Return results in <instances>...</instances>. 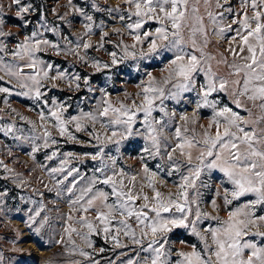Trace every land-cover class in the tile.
<instances>
[{
  "label": "rangeland",
  "instance_id": "374dc122",
  "mask_svg": "<svg viewBox=\"0 0 264 264\" xmlns=\"http://www.w3.org/2000/svg\"><path fill=\"white\" fill-rule=\"evenodd\" d=\"M22 4L31 5V10L24 20L16 17L18 8L13 0H0V14H2L0 18L4 20L0 28L12 34L8 37H0V45L6 49V51H0V57L3 58L4 64L13 65L25 75L32 74L35 70L26 68L24 63L14 58L11 53L18 43L23 42L35 31L36 39L49 41L48 45H41V50L35 54L38 60L44 62L38 67L47 64H52L53 67L48 70L49 78L41 79L40 91L43 95L40 99L35 98L34 92L28 96L20 95L21 92L28 91L27 88L20 87L24 81L9 76L4 68L0 67V87H7L11 90L10 93H0V264H127L129 260H132L134 264H150L154 253L151 250H143L147 249L151 240L150 234L142 240L141 244H135L121 231L119 234L121 246H117L111 239V235L115 234V227L118 226L115 221L110 226L113 231L106 235L103 232V226L95 220L96 209L100 211H106V209L97 202L96 209H89L87 212L77 211L80 205L72 204L71 201L80 195V189L87 187L94 176L102 181L114 171L122 170L125 173V185L131 187L129 180L134 176L136 178L134 195L142 192L149 196V203H151L154 193L148 186L149 180L142 171L145 165L149 169L148 175L155 173L152 179L158 191L165 197L169 192L175 193L181 173L187 174L185 158L177 151L173 153V157L180 164L181 170L180 172L173 171L172 175H168V172L172 170V162L168 160V153L172 152L178 142L175 137L176 128L180 127L183 132L184 127H187L189 129L187 136L200 139V134L208 129L212 121L213 110L211 108L197 109V102L200 100L198 95L200 85L206 82L204 73L201 72L196 76L195 87L191 92L183 93L177 99L163 101L162 107L167 115L159 111L160 101L155 102L158 107L153 111L152 117L161 121V124L157 125L161 132L159 156L153 158L143 151L150 142L144 138L146 129L143 125V113H138L137 123L133 128L141 135H134L121 142L118 146L119 152L116 151V145L108 144L104 155L108 169L97 172L100 160L91 159V156L95 155L98 150L96 140L89 135L93 124L86 121L87 128L81 132H76L74 123L69 124V131L76 137L73 140L67 135L60 136L58 129L53 127L54 119L41 120L40 113L43 112L45 116H48L49 109L63 105L66 108L63 118L67 121L72 116L98 112L104 99H109L117 107L121 102L131 105L135 101L139 104L143 96L137 93L141 92L142 87L149 80L148 74L150 73L157 81L166 77L167 69L173 58L172 53H161L159 56L146 60L134 61L129 57L123 63L111 65V52H116L119 58L124 54L123 44L134 43L133 35L129 34L126 23L129 22L127 13L135 9L126 0H71V3L69 0H22ZM193 7L198 8V12L194 15L203 17V25L207 33L206 45L205 37L199 33L196 36L198 48L203 47L206 57L202 66L207 69L211 65V70L216 73L217 77L229 81L225 91L213 93L209 99L218 100V108L228 106L246 119H257L261 112L246 97H239L242 101L239 107L234 103L236 97L232 95L231 81L237 77L230 75L232 69L228 67V64L235 59L229 51V45L236 47L237 42L232 40L235 33L226 30L223 35H219L217 32V29L227 28L228 25L236 29L239 26L233 24V20L242 19L244 11L251 16L253 9L246 6L243 0H209L208 3L205 0H189V10ZM109 8H118L120 11L109 14L107 10ZM209 13L216 16L215 23L209 18ZM121 15L125 16L123 22L119 19ZM86 16H92V21L89 22ZM88 23L92 24V31L84 35L85 24ZM159 26L157 21H147L141 32H154ZM116 29L120 31L117 32ZM104 33L108 35L104 37ZM183 35L188 41L191 36L188 27L183 29ZM83 42H90L92 47L84 49ZM77 43L81 45L79 55L74 51H68L70 48L75 49ZM53 44L58 45L59 49L52 47ZM101 44L103 47L100 46ZM141 47L147 51V43L142 46L137 45L134 51L138 54ZM188 47L189 50L199 55L198 49H191L190 44ZM129 50L133 51V49ZM80 56L85 59L81 60ZM207 57L213 59H207ZM225 59L228 64L222 62ZM97 60L101 62L100 71L93 67ZM237 62L240 61L237 60ZM104 63L111 66L103 68ZM58 71L65 72L66 77L51 79L57 75ZM76 75L81 77L79 88L75 86L76 82L72 79ZM85 77L88 78L87 85L84 82ZM27 83L31 84V81ZM170 88V84L166 86V93ZM247 109H251V117ZM181 116L190 118L187 124ZM193 119L195 123L192 122ZM101 123L102 121L96 123L95 129L97 133L103 134L105 129ZM9 126H11V131L7 130ZM255 127L264 128V123L255 125ZM45 128L57 141L55 145H52L49 140L50 147L48 148L43 147ZM208 130L215 135L214 125ZM246 130L251 129L246 128ZM107 134L111 135L110 129L107 130ZM37 146L39 150L33 152L32 149ZM53 151L57 152V156L51 160L47 159ZM67 153H71L76 158L66 157ZM111 157L116 160L114 166ZM65 159H67V167L77 168L79 174L74 173L63 184H58L57 181L63 180L67 168L65 173L53 174L50 170L60 167L61 160ZM73 181H75V188L72 193H68L67 188L72 186ZM233 187L223 172L219 169H211L202 173L196 181L195 189H188L189 200L195 201L190 203L192 212L188 220L189 222L196 220L197 208L201 213L208 214L207 218L202 217L196 222V229L207 236L209 244L212 241L207 230L218 226V222L211 217H219L221 221L226 220L230 211L255 199L254 193H248L234 200L232 204L226 205L223 199L224 191L228 189L231 193ZM97 190L109 194L107 203L115 202L116 198L111 195V185L98 183L94 185L93 192ZM88 198L86 197L85 200ZM229 199H231L230 194ZM143 203L142 198L138 199L135 206L138 207ZM38 210L41 215L36 217L34 222L30 221L29 217L34 216ZM145 211L148 210L145 209ZM255 211L257 215H264V210H261L260 206H257ZM114 215L116 220L123 218L119 213H114ZM149 215L154 214L149 212ZM69 216L73 219L68 220ZM81 216H87L98 228L97 232L88 236L91 247L76 232H73L69 239L64 231L70 224L79 232H87L86 227L76 222ZM44 217L48 218L47 222L37 233L35 229L40 227L39 222ZM128 222L139 238L140 227L135 218H128ZM256 230V227L249 229L250 232ZM259 230L264 231V225H261ZM157 239L165 243L163 251L168 253V264H176L178 259H182L178 253L190 252L194 246L197 251H201L205 256L208 255L203 251L204 242L193 233L191 226L173 229L169 233L158 236ZM248 239H252L257 244L262 243L260 237L250 236ZM153 247H158V245ZM81 251L89 255L82 256Z\"/></svg>",
  "mask_w": 264,
  "mask_h": 264
},
{
  "label": "snow or ice",
  "instance_id": "6c2138e0",
  "mask_svg": "<svg viewBox=\"0 0 264 264\" xmlns=\"http://www.w3.org/2000/svg\"><path fill=\"white\" fill-rule=\"evenodd\" d=\"M69 2L71 3V0ZM126 2L134 6L135 9V11L130 10L127 13L129 22L126 23L129 34L133 35L134 43L131 45L123 44L124 54L119 58L116 52H111V65L123 63L129 57L134 61L137 59L146 60L159 56L161 53H172L173 58L170 61V67L167 69L168 75L161 81H157L149 73V80L142 87L141 92L137 93V95L143 96L139 104L135 101L131 105L121 102L117 107L109 99H104L98 112L72 116L67 121L63 118L66 108L63 105H57L49 109L48 116L41 112L40 119H54L53 127L58 129L59 135L62 137L67 135L73 140L76 137L69 131L68 125L74 123L76 132H81L87 128L86 121H90L93 124V129L89 135L93 136L98 146V150L95 155L91 156V159L100 160V167L96 171L102 172L108 169V164L104 161L105 148L108 144H114L117 146L116 151L119 152L118 146L121 142L134 135H141V133L134 131L133 126L137 123V114L143 113V125L146 129L144 138L150 142L143 151L154 158L160 155L161 145V132L157 128L161 121L152 117L153 111L158 107L155 102L160 101L159 111L167 115L164 107H162L163 101L165 99H177L183 93L191 92L195 87L196 76L203 72L206 82L200 85V92L198 93L200 100L197 102V109L208 107L213 110L212 121L208 125V129H211L214 125L216 132L215 135H212L208 129H205L200 134V139H197L195 136L189 137L186 135L189 131L187 127H184L183 132L180 127L176 128L175 137L178 142L172 152L168 153V160L172 162V170L168 172V175H172L173 171L180 172L181 170L180 164L173 157V153L177 151L185 158L187 174L181 173V179L175 193L169 192L165 197L163 193L158 191L152 179L155 173L148 175L149 169L145 165L142 171L148 178V186L154 193L151 197V203H149V196L142 194V192L134 195L136 179L134 176L129 180L131 187L125 185V173L122 170L120 172L114 171L112 175L107 176L102 181L94 176L87 187L80 189V195L71 203L80 205L77 211L87 212L89 209H96L97 202L102 208L106 209V211L96 209L95 220L103 226V232L106 235L113 231L110 226L115 221L118 226L115 227V234L111 235V239L117 246H121L119 240L121 231L125 237L132 239L135 244H141L142 240L149 237L150 234L151 240L147 245V249H143L144 251L151 250L154 253L150 264H168V253L163 251L165 243H161L157 239L158 236L169 233L173 229L189 226H191L193 233L204 242L203 251L208 255L205 256L201 251H197L194 246L190 252H179L178 255L182 259H178L176 264H264V231L259 230V227L264 225V215H257L255 211L257 206L264 210V128L257 129L255 127V125L264 123V0H243L246 6L253 9V14L249 16L244 11L242 19H234L232 23L239 26L236 29H233L231 25H228L227 28L217 29L219 35H223L226 30L235 33L232 40L237 42L236 47L229 45V51L235 59L230 64L226 59L222 62L228 64V67L232 69L230 75L237 77V79L231 81L232 95L236 97L234 103L239 107L242 104L239 97H246L248 101L253 103L254 107L259 108L261 115L257 119H246L228 106L218 108L219 101L209 99L213 93L225 91L229 81L217 77L216 73L212 72L211 65L207 69L202 66L206 61V57L203 47L198 48L196 36L199 33L205 37L204 43L206 45L207 33L203 25V17L194 15L198 12V8L193 7L189 10V0H126ZM205 2L208 3L209 0H205ZM13 3L18 8L16 17L24 20L31 10V5L22 4V0H13ZM107 10L109 14L120 11L118 8ZM229 11L231 10L229 9ZM81 14L83 15V13ZM208 15L215 23L216 16L212 13ZM86 19L90 22L93 18L92 16H86ZM119 19L123 22L125 16L121 15ZM153 20L157 21L160 26L155 28L154 32H141L146 22ZM25 23H27L26 20ZM3 24L4 20L0 18V25ZM185 27H188L191 32L188 41L185 40L183 35ZM85 29L84 35H88L92 31V24H85ZM115 31L119 32L120 30L116 29ZM11 35L10 32H4L0 28V37ZM107 35L108 33H104V37ZM36 37L37 33L34 31L31 36L18 43L16 49L11 53L14 58L23 62L26 68L35 70L32 74L25 75L18 68H14L13 65L4 64L2 57H0V67H3L9 76L24 81L20 87L27 88L28 91L21 92L20 95L28 96L34 92L35 98L40 99L43 95L40 91L41 79L49 78L48 70L52 69L53 65L47 64L38 67L43 65L44 62L38 60L35 54L41 50V45H48L49 41L36 39ZM121 43L123 42L121 41ZM145 43H147V51L141 47L137 54L134 49L137 45L142 46ZM189 44L191 49H198L199 55L189 50ZM80 46V43H77L75 49L70 48L68 51H74L79 55ZM82 46L84 49H89L92 44L83 42ZM100 46L103 47L102 44ZM52 47L59 49V46L55 44ZM129 49H133V51ZM0 51H6V49L0 45ZM79 58L81 60L85 59L83 56ZM207 59L213 58L207 57ZM237 60L240 62H237ZM100 65L101 62L97 60L94 62L93 67L100 71ZM111 65L104 63L102 67L109 68ZM65 77V72L58 71L57 75L51 77V79H64ZM72 79L76 82L75 86L79 88L81 77L76 75ZM28 81H31V84L27 83ZM84 82L87 85V77L84 78ZM169 84L171 88L166 93V86ZM89 90L91 91V89ZM10 91L7 87H0V93H10ZM247 110L249 117H251V109ZM181 119L187 124L190 118L181 116ZM101 121V126L105 129L103 134L97 133L95 129V124ZM192 122L195 123V120L193 119ZM246 128L251 130H246ZM109 129L111 135L107 134ZM7 130L11 131V126ZM43 139L44 148L50 147L49 140H51L52 145L57 143L47 128H45ZM38 150V146L32 149L33 152ZM65 155L66 157L76 158L71 153ZM55 156H57V152L53 151L47 159L51 160ZM110 159L114 166L116 163L115 158L111 157ZM66 168V174L63 180L57 181L58 184H63L74 173L79 174L77 168L67 167V159L61 160L60 167L52 168L50 171L53 174L65 173ZM211 169H219L234 186L231 193L228 189L224 191L223 199L226 205L232 204L234 200L248 193H254L255 199L240 208L230 211L226 220L221 221L219 217H211V219L218 222V226L215 228L210 227L207 230L212 241L209 244L207 236L196 229V222L202 217L207 218L208 214L201 213L197 208L195 212L196 220L191 222L188 220V216L192 212L190 203L195 202L189 200L188 189H195L196 181L199 180L202 173ZM98 183L111 185V195L116 198L114 203H107L108 193L99 190L93 192L94 185ZM74 188L75 181H73L72 186L67 188V192L72 193ZM229 194L231 199H229ZM86 197L89 198L85 200ZM141 198L144 203L138 207L135 206L136 201ZM81 201H85V203H81ZM213 204L215 205V201H213ZM145 209L148 211H145ZM149 212L154 215H149ZM114 213H119L123 218L116 220ZM165 213L168 215H164ZM40 215L41 212L38 210L34 216L29 217V220L34 222L36 217ZM132 217L135 218L137 225L140 227L139 238L128 222V218ZM47 219V217H44L39 222L40 227L35 229L37 233L44 227ZM67 219L72 220L73 217L69 216ZM76 222L82 227H86L88 231L79 232L70 224L64 231L68 234L69 239H71V234L76 232L91 247L88 236L98 231L97 226L87 216H81ZM251 227H256L257 230L250 232ZM250 236L262 238V243L257 244L252 239H248ZM166 239L165 237V241ZM154 245H158V247H153ZM80 254L86 257L89 255L85 251H81ZM127 264H134V262L129 260Z\"/></svg>",
  "mask_w": 264,
  "mask_h": 264
}]
</instances>
